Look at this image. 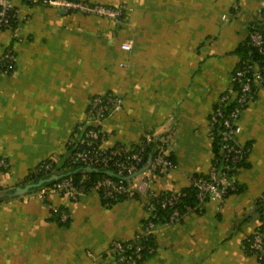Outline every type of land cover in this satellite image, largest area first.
<instances>
[{"label":"crops","instance_id":"obj_1","mask_svg":"<svg viewBox=\"0 0 264 264\" xmlns=\"http://www.w3.org/2000/svg\"><path fill=\"white\" fill-rule=\"evenodd\" d=\"M73 1L122 10L111 17L14 0V26L0 31V55H16L14 71L0 73V158L9 163L0 187L20 184L42 160H61L91 97L109 92L121 105L103 121V146L135 145L153 133L175 165L154 173L149 188L189 187L211 166L209 115L240 62L237 47L263 18L264 0ZM237 127L238 141L250 146L235 172L239 190L156 223L154 252L126 264H261L243 242L264 225L256 208L264 193V86ZM147 197L105 204L94 191L72 200L39 190L5 200L0 264H110L112 241L141 237ZM54 208L68 213L67 223Z\"/></svg>","mask_w":264,"mask_h":264},{"label":"built area","instance_id":"obj_2","mask_svg":"<svg viewBox=\"0 0 264 264\" xmlns=\"http://www.w3.org/2000/svg\"><path fill=\"white\" fill-rule=\"evenodd\" d=\"M26 3H41L67 10H78L96 15L115 17L121 13L122 6H102L88 4L83 1L73 0H24ZM264 11V6H263ZM17 17V7L14 0H0V31L11 29ZM250 43L264 55V15L261 29H253L250 33ZM129 43H123L122 49L129 50ZM16 55L12 49H6L0 55V73L11 74L15 69ZM234 82H241L240 88L235 89ZM264 84V69H260L255 61H249L240 70L232 73L230 86L222 91L217 102L212 108L208 128L211 141L214 140L216 131L220 136L219 153L223 165L217 164V159L211 163L207 173L192 177L190 186L195 190L198 205L213 200L221 202L232 191L237 190L235 180L236 165L245 159L250 151V146L242 144L236 137L237 121L242 110L248 103L255 99L258 89ZM234 102L231 109L226 106ZM121 105V97L114 93L95 95L91 97L86 118L76 124L74 137L68 140L67 145H77L73 152L74 161L92 168H114L115 178L105 175L92 180L89 184H82L83 180L75 183L71 177H65L55 182L51 187L43 188L41 196L47 191H56L63 196L76 200L80 195L94 191L101 199L107 201L129 199L136 193H147L146 209L148 218L143 223L141 236L152 235L156 223H174L181 219L183 213L178 209L177 203L184 193L180 191H161L159 193L149 188L151 177L159 170L174 167L173 161L165 151L162 142L153 134L146 133L135 145L117 144L105 147L102 144L104 119ZM8 161L0 158V172L7 170ZM39 169L47 171L52 169L51 161L41 164ZM138 172V173H137ZM137 173L134 177H131ZM138 175V176H137ZM137 180L132 182L135 177ZM263 198V196H262ZM159 208H169L167 219L156 222ZM195 207L185 206L186 211ZM59 220L66 222L69 215L66 211L53 209ZM243 244L244 250L252 254L259 263L264 264V234L255 232L247 237ZM142 246L136 240L112 241L108 247L110 264H126L135 262V256L140 253ZM154 246L148 248L153 253Z\"/></svg>","mask_w":264,"mask_h":264},{"label":"trees","instance_id":"obj_3","mask_svg":"<svg viewBox=\"0 0 264 264\" xmlns=\"http://www.w3.org/2000/svg\"><path fill=\"white\" fill-rule=\"evenodd\" d=\"M263 15H264V11H263ZM261 27H262V20L256 24H253L249 29L248 37L245 40V42L237 47L236 52L240 56V62L233 72L240 70L249 61H255L258 64L260 69H264V55L260 54L257 48L251 45L250 36H249L253 29H261ZM240 85H241V82L233 83V86L235 89H239ZM262 86H264V84ZM233 105H234V102H231L226 106V108L231 109ZM220 129H221L220 127L215 129L216 134H215L214 140L212 141V152H213L212 162H214V160L217 159V164L223 165L224 162L220 159L221 157L219 153V144L221 140H220V136L217 134V132ZM76 149H77L76 144L68 146L67 154L59 161H54L53 159H46V160L40 161L33 170L28 172L25 179L18 185H15L13 187H0V203L10 198H14L16 196L30 194V193L42 190L43 188L51 187L55 184L56 181L62 178H65V177H71L75 183H78L79 180L82 179L83 180L82 184H85V185L89 184L92 180L98 177L110 175L109 172H112L113 175L111 176L115 178L114 168H111V167L92 168V167H87L85 165H82L81 163L74 161L73 152ZM49 161H51L52 163V169H49L47 171H44L43 169H39L41 164L43 165L45 162H49ZM245 165H246V162H245V159H243L241 162H239L236 165V168H239L240 166H245ZM235 172H236V169H235ZM238 190L239 188L237 185L236 191ZM181 191L184 193V195L180 197L179 202L177 203V207L184 214L186 212L185 206L196 208V206L198 205V201L195 197V190L193 187L189 186ZM236 191H232L231 193L236 192ZM262 196H260L257 199L256 208L259 212L260 219L263 221L264 220V193L262 194ZM101 200L105 204H111L117 201V200L107 201L105 199H101ZM169 210H170L169 208H164V209L159 208L157 211V219H154V221L164 222L167 219ZM53 216H55V219L59 221L57 217L58 216L57 213H53ZM65 223H67V221ZM263 229H264V225L261 224L257 232H262ZM246 240L247 238L244 240L243 244H248ZM136 241L142 246V250L140 251V253L135 256V262H140L152 254L148 252V248L151 246L155 247L154 238L152 235H147V236L139 237Z\"/></svg>","mask_w":264,"mask_h":264},{"label":"water","instance_id":"obj_4","mask_svg":"<svg viewBox=\"0 0 264 264\" xmlns=\"http://www.w3.org/2000/svg\"><path fill=\"white\" fill-rule=\"evenodd\" d=\"M109 174H110V175H113V173H112V172H109ZM134 174H135V173H134Z\"/></svg>","mask_w":264,"mask_h":264}]
</instances>
